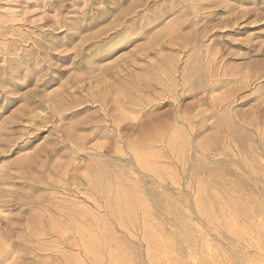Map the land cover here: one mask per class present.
Segmentation results:
<instances>
[{"label":"rangeland","instance_id":"374dc122","mask_svg":"<svg viewBox=\"0 0 264 264\" xmlns=\"http://www.w3.org/2000/svg\"><path fill=\"white\" fill-rule=\"evenodd\" d=\"M0 264H264V0H0Z\"/></svg>","mask_w":264,"mask_h":264},{"label":"bare ground","instance_id":"6f19581e","mask_svg":"<svg viewBox=\"0 0 264 264\" xmlns=\"http://www.w3.org/2000/svg\"><path fill=\"white\" fill-rule=\"evenodd\" d=\"M188 86V85H187ZM103 176V175H102Z\"/></svg>","mask_w":264,"mask_h":264}]
</instances>
